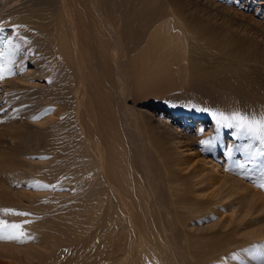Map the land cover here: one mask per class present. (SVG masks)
<instances>
[{
	"label": "bare ground",
	"instance_id": "obj_1",
	"mask_svg": "<svg viewBox=\"0 0 264 264\" xmlns=\"http://www.w3.org/2000/svg\"><path fill=\"white\" fill-rule=\"evenodd\" d=\"M93 2L100 13L98 2ZM84 12L77 4V0H0V22L11 15H24L14 21L15 26L11 31L0 37V121L3 122L2 125L0 123V208L1 212L5 213L2 214L5 220L0 222V264L48 262L52 259L57 244L61 242L58 236L63 233L67 234L68 240L71 236L74 240L77 239L78 250L90 248L83 259L70 257L67 260L68 264H124L130 257L133 258V252L139 255V264H169L166 256L174 263L176 259L171 257V254L170 256L165 254L167 250H171L168 235L170 228H167L170 204L176 215L183 210H189V207L201 208L216 202L232 208L236 214L231 212L226 216L237 215L234 219L242 220L244 229L250 236L248 238L255 239L238 245L237 247L243 248L238 250L240 254L237 257L233 256L237 250L235 248L212 256L210 252L197 253L192 247L193 252H188L191 262L264 264V245L257 243L264 241L260 239L264 237V193L252 188V192L247 191L241 195L242 192L235 187V184H239L245 189L241 181L243 176L258 185L264 182V170L260 168L264 161V150L258 141L261 139L258 134L254 139L253 133L240 131L226 124L221 126L218 124L216 129L209 133L199 134L197 131L193 139L198 141L201 150H186L191 156L187 160L173 158L171 150L151 144L152 149L158 152L162 166V181L166 182L170 195L169 202L165 205L153 193L152 196L151 193L149 195L146 188L141 189L144 188L146 181L139 170L132 166L130 150L123 147L126 144L118 135L117 121L111 117L115 116L114 108L111 106L114 93L111 92L110 70L107 67L103 66L99 73L106 93H102L99 98L89 99V106L85 112L80 110L84 93V79L81 74L76 81L72 80L70 75L69 82L61 81L57 76L58 72L50 74L46 84L39 86L41 95L30 87V81L44 77L43 70L50 66L48 62L58 63L61 60L62 64L69 67L70 40L74 39L73 52H78L77 26L89 27V20L85 18ZM110 16L107 18L109 27H114L117 20L113 14ZM96 19L99 21L98 17ZM4 32L6 30H2V34ZM157 34L154 33L148 39L153 40ZM119 36L117 29H109L107 33L103 29L99 32L95 30L89 35V40L99 44L95 55L105 58L108 52L114 51ZM174 42L176 44L175 38ZM154 48H157V53L165 51L172 57L177 56L179 62L188 61L191 52L203 51L204 44H196L192 48L179 45L178 51L155 44L149 45L146 50L151 51ZM190 59L192 62L185 68L190 70V80L208 96L209 105L205 109L211 115L213 112L230 115L234 111L249 117L264 114V88L258 83V79L250 78L249 71L241 62L231 58L227 62L208 65L193 56ZM28 62L32 66L26 68L24 64ZM18 64L21 67L16 69ZM80 64H83L82 59ZM86 66L90 71L94 70L90 62ZM91 86L102 90L96 81ZM68 89L70 92H67ZM92 89L96 92L95 88ZM68 93L75 96L77 104L71 111L66 112L67 117L62 120V126L68 119L73 121L74 117H81L83 121L79 124L77 136L93 141L88 146L94 150H65L69 138L62 137L49 141L46 146L37 150L38 137L34 136V143H30L29 135L23 132V127L29 125L30 121H35L32 127H37L42 131L41 134H51L50 130L60 127V119L54 117L57 103L68 107ZM24 99H31L36 104L28 105L24 103ZM185 120L190 122V118ZM49 121H52L51 124L46 125ZM197 125H200L198 127L200 129L202 123L198 122ZM223 127L231 128L230 133L237 136V142L229 140L227 145H224L221 131ZM57 142V148L61 150H55ZM217 150L223 152L228 168L225 169V166L220 164L221 158H218L217 162L207 158L210 153L216 154ZM82 153H89V158L82 163L84 183V188H81L84 195L82 214L85 224L72 217L70 213L60 217L55 224V220L50 221V211L53 209L52 206L57 207V204L51 199L61 197L58 194L63 192L56 193L54 186L63 184L61 187L67 191L66 175L73 169L72 161L81 160ZM56 154L59 156L57 161L53 159ZM246 162L249 166L244 165ZM143 163H146L145 160ZM203 166H209L210 173L203 174L201 169ZM247 173L251 174L246 175ZM68 191L70 192L69 189ZM39 197L43 198V201L38 204L36 199ZM22 201H25L23 202L25 205H22ZM25 211H30V214L33 211L34 215L43 216L41 219L43 227L36 224L35 216L20 214ZM218 214V222L222 227H228V222L233 221L229 217H223L224 214L221 212ZM252 214H259L255 222L249 217ZM174 221L177 222V219L174 218L172 223ZM188 221L179 223L183 234L190 231ZM194 222H198L195 226L198 233L218 223L206 221L205 217L199 216ZM53 223L58 227H54ZM12 225L18 227L13 228ZM255 225L258 227L255 228ZM215 235L222 237L225 246L233 241L237 242V238L229 237V231ZM201 239L203 238L200 237ZM95 240L98 242L95 243ZM90 243H93V246H89ZM248 244H255V248L247 249L245 246ZM63 249L64 252L68 251V247ZM120 251L121 253L117 255ZM52 264L59 263L54 261Z\"/></svg>",
	"mask_w": 264,
	"mask_h": 264
},
{
	"label": "rangeland",
	"instance_id": "obj_2",
	"mask_svg": "<svg viewBox=\"0 0 264 264\" xmlns=\"http://www.w3.org/2000/svg\"><path fill=\"white\" fill-rule=\"evenodd\" d=\"M93 1L98 2L97 7L100 13ZM93 1L77 0V4L82 7L83 12L85 10L84 15L86 14L85 18L89 20V27L77 26L78 35L76 36V41L79 51L73 52L74 39H71L69 52L71 62L69 67L67 68L66 65L62 64L61 60L58 63L48 62L50 66L43 70L45 73L44 77L31 79L32 81L29 82L30 87L41 95V87L39 86L40 84H46V79H48L50 74L58 72L57 76L60 80L68 82L70 75L72 80L76 81L81 74L84 79V93L80 110L85 112L89 106V99L99 98L102 93H106L104 82L102 79L100 80L99 73L103 66L107 67L110 70L111 92L114 93L111 106L114 108L115 116L112 115L111 117L114 118V121H117L118 135L126 144L123 146L124 149L130 150L133 159L132 166L139 170L146 181L144 188L141 189H147L149 195L151 193L152 196L153 193L157 199H160V202L167 205L170 195L166 182L162 181V166L158 159V152L152 149L151 144L153 146L156 145L158 148V145H161L166 150H171L173 158L187 160L191 156L186 150H201L198 141L193 139V135L197 131L199 134L213 132L218 125L216 118L208 111H205V107L209 105L208 96L190 80V70L185 67L192 62L191 56L202 60L208 65H214L216 62H227L232 58V60L241 62L244 68L249 71L250 78L258 79V83L264 88V0ZM98 13L99 16H97ZM110 14H113L117 20V24L114 27H109L107 21ZM22 16L24 15H11L5 18V21L0 22V37L11 31L15 26L14 21ZM96 17L99 18V21ZM2 26L4 27L1 29ZM102 29L106 33L109 29H117L120 33L117 48L108 52L105 58H99L95 55V52L99 49V44L94 40H89V35L93 34L95 30L99 32ZM2 30H6V32L2 34ZM82 32H87L88 34ZM154 33L158 34L154 36L153 40H149V36ZM155 44L168 50H177L179 45L192 48L196 44H204V48L203 51L191 52L188 61L178 62L177 56L172 57L166 54L165 51L157 53V48L151 51L146 50L149 45ZM110 47L112 46L110 45ZM212 49L213 51L211 52ZM24 50L23 48V52ZM30 57L31 55L28 56V58ZM80 59L83 61L82 65L80 64ZM89 62L94 68L93 71H90L89 67L86 66ZM24 66L29 68L32 65L28 62ZM20 67L18 64L16 69ZM95 81L102 90H98L96 86H91ZM92 88H95L96 92ZM67 92H70L69 89ZM24 103L28 105L36 104L31 99H24ZM57 104L54 117L60 119V127L50 130L51 134H41L42 131H39L37 127H32L35 121H30L29 125L23 127V132L29 135L28 141L34 143V136L38 137L39 146L37 150H40V147L46 146L49 141L62 137L64 139L69 138L65 150H94L88 146L93 141L83 137L80 139L77 136V131L80 128L79 124L83 121L81 117H74L73 121L68 119L67 123L62 126V120L67 117L66 112L71 111L77 104L75 96L68 93V107ZM28 105H26L27 109ZM186 118H190V122L185 120ZM51 122H47L46 125L51 124ZM198 122L202 123L200 129L198 128L200 125H197ZM0 123L2 125L3 122L0 121ZM230 129L225 127L221 129L225 146L229 140L237 142V136H232ZM164 130H169V132ZM253 138H256L254 133ZM258 141H260L262 150H264V140L259 139ZM57 145L58 142L55 145V150H61L57 148ZM74 155L76 156V154ZM88 155L89 153H82L81 160L72 161L73 169L66 175L65 184L67 191L61 187L63 184L54 186L56 193H63L58 194L61 197L51 199L57 204V207L53 205V209L50 211L51 222L55 220V224H57L60 217L70 213L72 217L79 219L85 224L82 214L84 208L83 191L81 193V188H84L82 163L89 158ZM58 158L57 154L53 157L55 161ZM207 158H212L215 162H217L218 158H221L222 162L220 164L225 166V169L228 168L226 160H224L225 156L221 150H217L216 154L210 153ZM144 160L146 163H143ZM244 165L249 166V163L246 162ZM260 168L264 170V161L261 163ZM201 169L203 174L206 175L210 173L208 170L211 171L209 166H203ZM258 173L261 174V172ZM221 174L217 173V175ZM250 174L247 173L246 175ZM100 177L102 178L103 176L100 175ZM243 177L241 181L244 183L245 189L239 184H235V187L242 192L241 195L247 191L252 192V188L264 193V189H261L260 185L255 184L246 176ZM155 180L159 181H156V183ZM77 191L79 192L77 193ZM65 198L66 201H64ZM42 201L43 198L41 197L36 199L38 204ZM23 202L25 201H22V205H25ZM217 203H213L211 206L205 205L201 208L189 207V210H183L176 215H174V209L170 204L168 208L170 214L168 219H166L169 224L167 228H170L168 235L172 251L167 250L165 254L169 256L171 254V257L176 259V261L173 263L166 256V261L169 264H194L191 262L190 253L188 254L189 251L193 252L192 247L197 253L210 252L212 256H218L220 253H225L227 250L235 248L237 250L233 256L237 257L240 254L238 250L243 248L237 246L255 239V237L248 238L250 236L247 235V230L244 229L242 220L239 218L234 219L237 215L226 216L230 215L231 212L236 214L232 208H229L228 205ZM73 204L75 205L73 206ZM68 205L72 207L69 208ZM1 211L2 209L0 208V222L2 223L5 220L2 214L5 213ZM218 212L224 214L222 216L225 218L233 219V221L228 222V227H222L221 223L218 222ZM25 213L30 217L35 216L36 224L43 227L41 221L43 216H36L33 211L32 214H30V211H25ZM253 215L249 217H252V221L255 222L259 218V214ZM198 216L205 217L206 221L218 223L208 228V230L198 233L195 228L198 222H194ZM174 218L177 219V222L174 221L172 223ZM190 218L193 219L189 220ZM184 220H189L188 222L190 223L191 228L188 234H183L179 226V223ZM55 224L53 223L54 227L57 226ZM257 227L255 225V228ZM228 231L229 237L237 238V242L233 241L234 243L232 242L230 245L225 246L223 245L222 237H216L215 234ZM66 235V233H63V235L58 236L61 242L54 249L52 259L48 262L43 261L42 264H52L54 261L59 264H68L67 260L70 257L83 259L87 252L90 251L89 247L84 251L78 250L76 246L77 239L74 240L71 236L68 240ZM91 237L90 235V239ZM200 237L203 239L200 240ZM260 239H264V237ZM97 242L95 240V243ZM257 243L264 245V241ZM92 244L90 243L89 246H93ZM254 246L255 244H248L245 247L251 249ZM65 247H68L66 252L63 249ZM120 253L121 251L117 255ZM139 261V255L133 252V258L130 257L126 261L127 263L125 262L124 264H139ZM30 264H34V262ZM223 264H229V262L225 261Z\"/></svg>",
	"mask_w": 264,
	"mask_h": 264
},
{
	"label": "snow or ice",
	"instance_id": "obj_3",
	"mask_svg": "<svg viewBox=\"0 0 264 264\" xmlns=\"http://www.w3.org/2000/svg\"><path fill=\"white\" fill-rule=\"evenodd\" d=\"M207 111V109H205ZM212 115L216 117L218 124H226L229 127H236L240 131L248 133L258 134L262 140H264V114H260L259 117L242 114L240 112H232L230 115H225L223 112H213ZM202 143H210V141H202ZM47 187V185H45ZM260 187L264 188V182L260 184ZM5 211H12L5 209ZM21 215H28L27 213H20ZM13 228L18 225H12ZM11 239L12 237H7Z\"/></svg>",
	"mask_w": 264,
	"mask_h": 264
}]
</instances>
